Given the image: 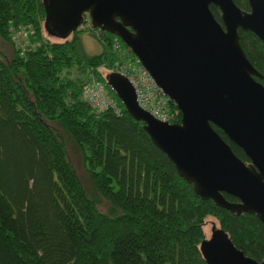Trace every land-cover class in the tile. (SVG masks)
I'll list each match as a JSON object with an SVG mask.
<instances>
[{
	"label": "trees",
	"instance_id": "trees-1",
	"mask_svg": "<svg viewBox=\"0 0 264 264\" xmlns=\"http://www.w3.org/2000/svg\"><path fill=\"white\" fill-rule=\"evenodd\" d=\"M233 2L249 11L247 0ZM210 10L220 22L219 10ZM43 18L42 0H0V40L11 48L9 59L0 51V264H206L200 245L209 218L237 250L264 262V225L201 200L108 88L105 77L120 61L114 41L127 58L132 53L99 32L101 52L84 56L82 28L52 42ZM239 41L264 86V43L241 30ZM91 82L105 87L117 113L82 100ZM52 124L81 154L104 212L81 187Z\"/></svg>",
	"mask_w": 264,
	"mask_h": 264
},
{
	"label": "water",
	"instance_id": "water-1",
	"mask_svg": "<svg viewBox=\"0 0 264 264\" xmlns=\"http://www.w3.org/2000/svg\"><path fill=\"white\" fill-rule=\"evenodd\" d=\"M42 0V29L64 41L88 19L90 29L118 39L181 114L167 124L139 108L119 74L105 77L125 112L203 201L264 225V86L239 30L264 43V0ZM220 12V22L210 7ZM241 149L243 162L213 129ZM223 195L236 199L227 201ZM206 264H264L246 257L213 227L200 245Z\"/></svg>",
	"mask_w": 264,
	"mask_h": 264
},
{
	"label": "built area",
	"instance_id": "built-area-1",
	"mask_svg": "<svg viewBox=\"0 0 264 264\" xmlns=\"http://www.w3.org/2000/svg\"><path fill=\"white\" fill-rule=\"evenodd\" d=\"M112 50L120 59L115 63L112 73L119 74L132 85L139 108L162 123H177L178 110L173 109L171 101L157 87L140 62L135 57L127 58L121 45L115 41ZM81 98L95 112L107 109L118 112L115 101L100 83L91 82L86 85L81 91Z\"/></svg>",
	"mask_w": 264,
	"mask_h": 264
},
{
	"label": "rangeland",
	"instance_id": "rangeland-1",
	"mask_svg": "<svg viewBox=\"0 0 264 264\" xmlns=\"http://www.w3.org/2000/svg\"><path fill=\"white\" fill-rule=\"evenodd\" d=\"M82 28L83 32L80 33L78 48L79 52L87 57L96 56L101 52V44L97 40L98 31H93L90 29L88 19L85 21L83 26H80L78 29ZM44 34V33H43ZM45 35V34H44ZM71 35L67 38L69 39ZM50 38V37H49ZM15 41V39H14ZM50 41H60L54 38H50ZM22 42H18V45ZM0 51L6 59H9L11 56V48L9 45L0 40ZM131 53V52H130ZM121 57V56H120ZM102 74L104 73L103 69ZM53 128L57 131L58 136L63 143L66 157L73 167L75 174L79 180L81 187L86 192L87 196L92 199L97 204V209L101 212H104L106 209V203L102 200L91 188L87 179L86 172L84 170L83 159L77 148L70 141L69 137L56 125L52 124ZM205 226L206 238H209L212 232V228H218V224L212 218L207 219Z\"/></svg>",
	"mask_w": 264,
	"mask_h": 264
}]
</instances>
